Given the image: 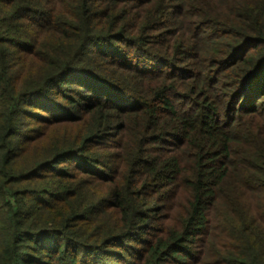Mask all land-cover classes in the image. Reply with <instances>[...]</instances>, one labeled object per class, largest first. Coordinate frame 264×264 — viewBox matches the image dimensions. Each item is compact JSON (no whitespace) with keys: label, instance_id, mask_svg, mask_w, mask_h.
<instances>
[{"label":"trees","instance_id":"1","mask_svg":"<svg viewBox=\"0 0 264 264\" xmlns=\"http://www.w3.org/2000/svg\"><path fill=\"white\" fill-rule=\"evenodd\" d=\"M0 264H264V0H0Z\"/></svg>","mask_w":264,"mask_h":264}]
</instances>
